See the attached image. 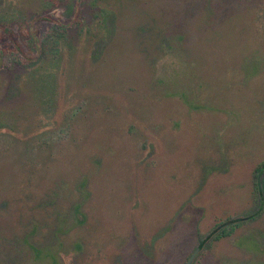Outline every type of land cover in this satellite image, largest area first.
I'll return each instance as SVG.
<instances>
[{
  "label": "rangeland",
  "instance_id": "rangeland-1",
  "mask_svg": "<svg viewBox=\"0 0 264 264\" xmlns=\"http://www.w3.org/2000/svg\"><path fill=\"white\" fill-rule=\"evenodd\" d=\"M262 165L264 0H0V264H264Z\"/></svg>",
  "mask_w": 264,
  "mask_h": 264
},
{
  "label": "trees",
  "instance_id": "trees-1",
  "mask_svg": "<svg viewBox=\"0 0 264 264\" xmlns=\"http://www.w3.org/2000/svg\"><path fill=\"white\" fill-rule=\"evenodd\" d=\"M60 30H56V28L52 29L51 31H49V34L53 35V36H61L62 37V33L63 30H66L65 26H59ZM5 53V52H3ZM14 55V53H12L11 51L8 52L7 56H9L10 58H12ZM15 61V59H14ZM264 166V165H262ZM262 166H259L258 168L255 169L254 172V180H255V184H254V188L255 190L258 192L259 198H261L262 196H264V172H262ZM236 226L232 225L229 226V228L227 230H225L224 228H222L220 230V232L214 237L215 241H218L222 238L225 237H229L232 233L233 230Z\"/></svg>",
  "mask_w": 264,
  "mask_h": 264
}]
</instances>
